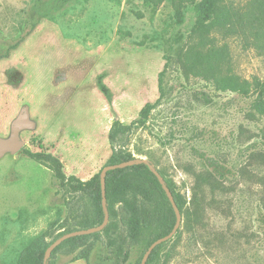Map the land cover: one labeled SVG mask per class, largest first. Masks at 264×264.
I'll use <instances>...</instances> for the list:
<instances>
[{"label": "rangeland", "instance_id": "obj_1", "mask_svg": "<svg viewBox=\"0 0 264 264\" xmlns=\"http://www.w3.org/2000/svg\"><path fill=\"white\" fill-rule=\"evenodd\" d=\"M184 13L179 24L168 1L0 0V137H10L24 107L34 124L20 133L24 148L0 160V264H17L35 237L69 215L51 170L23 150L55 155L67 176L86 182L111 166L112 124H131L147 104L156 108L129 150L172 179L190 210L180 239L164 249L167 264H264V117H248L251 99L183 74L178 56L197 43L194 6ZM212 37L228 46L224 73L264 82L263 53L237 36ZM196 175H213L216 186L193 199ZM65 251L55 264L75 256L136 264L143 250L118 260L102 237Z\"/></svg>", "mask_w": 264, "mask_h": 264}, {"label": "trees", "instance_id": "obj_2", "mask_svg": "<svg viewBox=\"0 0 264 264\" xmlns=\"http://www.w3.org/2000/svg\"><path fill=\"white\" fill-rule=\"evenodd\" d=\"M166 1L172 5L174 18L179 24L185 20L184 10L187 5L194 6L197 15L191 31V38L197 43L178 56L183 74L186 77H198L221 92L251 99L248 117H264V82L258 78L249 80L233 73H224L229 49L227 45L216 47L215 38L212 37L214 34L225 38L237 36L242 39L245 49L254 48L264 54V0H251L244 7H237L233 2L226 0H145V4L159 7ZM159 80L161 83L162 78ZM100 90L105 99L110 100L107 87L100 84ZM155 108L156 105H145L139 118L129 125H123L120 121L112 124L109 140L114 152L109 165L135 159L129 150L130 136L135 129L145 125ZM23 154L51 170L64 194L69 212L59 223L58 229H48L35 237L17 263L44 264L45 252L53 241L65 234L97 227L103 223L105 211L102 204L101 172L84 182L75 176H67L60 159L51 153L24 149ZM150 165L151 163L147 162L108 172L105 183L108 226L100 233L65 241L53 251L47 264H55L54 259L63 250L69 255H74L86 248L92 240L99 241L102 237L105 238L107 246L115 250L118 260L123 254L128 258L130 249H142V255L136 262L140 264L148 248L158 239L169 235L176 223L174 209ZM158 171L170 189L182 216H189L187 200L177 190L172 179L161 170ZM205 184L214 188L216 178L213 175H196L193 199L202 192ZM181 235L179 230L171 241H177ZM171 241L159 245L152 252L147 264H160L163 256L164 264H167L170 252L165 253L164 249ZM80 259L86 260L84 257L75 256L73 261ZM87 263L89 264L88 261Z\"/></svg>", "mask_w": 264, "mask_h": 264}, {"label": "water", "instance_id": "obj_3", "mask_svg": "<svg viewBox=\"0 0 264 264\" xmlns=\"http://www.w3.org/2000/svg\"><path fill=\"white\" fill-rule=\"evenodd\" d=\"M33 127H34V124L30 120L29 109H28V107H24L21 110L19 116L13 121V123L11 125L10 137L8 139H4V138L0 137V160L5 155H7L8 153L17 154L18 152H20L25 146V142H23L20 139V133L25 131V130L32 129ZM147 162L148 161H146L144 159H134V160L126 162V163H121L118 165H111V166L105 167L100 173V180H101V187H102L101 188L102 189V204H103V209L105 211V218H104L103 223L97 227H93V228L86 229V230H79V231H75L72 233L65 234L62 237L53 241L45 252L44 264H47L48 260L52 256L53 251L56 248H58L60 245H62L65 241H67L71 238H74V237H78V236L92 235L95 233H100L107 227V225L109 223V213H108V209H107L106 185H105V183H106V175L108 172L116 170V169H123L126 167L140 165V164L147 163ZM150 169L155 174V176L158 178L160 184L163 187V190L165 191V193H166V195H167V197H168V199H169V201H170V203L174 209V212L176 215V223H175L173 230L171 231V233L169 235L158 239L148 248V250L144 254L140 264H147L152 252L159 245H162V244L172 240L175 237V235L177 234V232L179 231L181 224H182V214L176 205L175 199H174L170 189L165 185L164 179L161 176V174L159 173V171L157 169H155V167H153L152 165H150Z\"/></svg>", "mask_w": 264, "mask_h": 264}, {"label": "crops", "instance_id": "obj_4", "mask_svg": "<svg viewBox=\"0 0 264 264\" xmlns=\"http://www.w3.org/2000/svg\"><path fill=\"white\" fill-rule=\"evenodd\" d=\"M68 264H88L86 260L84 259H80V260H77V261H73L71 263H68Z\"/></svg>", "mask_w": 264, "mask_h": 264}]
</instances>
